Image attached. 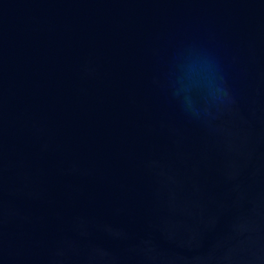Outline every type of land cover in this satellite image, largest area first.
I'll list each match as a JSON object with an SVG mask.
<instances>
[{
    "label": "water",
    "instance_id": "water-1",
    "mask_svg": "<svg viewBox=\"0 0 264 264\" xmlns=\"http://www.w3.org/2000/svg\"><path fill=\"white\" fill-rule=\"evenodd\" d=\"M0 264H264V0H0Z\"/></svg>",
    "mask_w": 264,
    "mask_h": 264
}]
</instances>
